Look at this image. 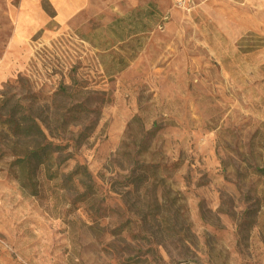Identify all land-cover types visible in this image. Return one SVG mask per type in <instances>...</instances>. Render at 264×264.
Returning <instances> with one entry per match:
<instances>
[{"label":"rangeland","instance_id":"1","mask_svg":"<svg viewBox=\"0 0 264 264\" xmlns=\"http://www.w3.org/2000/svg\"><path fill=\"white\" fill-rule=\"evenodd\" d=\"M0 264H264V0H0Z\"/></svg>","mask_w":264,"mask_h":264},{"label":"trees","instance_id":"2","mask_svg":"<svg viewBox=\"0 0 264 264\" xmlns=\"http://www.w3.org/2000/svg\"><path fill=\"white\" fill-rule=\"evenodd\" d=\"M125 66L121 67L123 70ZM120 71V70H119ZM30 122V123H29ZM18 138H35L39 140L36 148L28 152L22 158L16 159L17 164V181L23 186L24 181L28 178L27 174L32 173L34 176L41 175L48 181L58 180L59 169L55 165V156H58L63 151L59 145L48 143L42 134V131L32 119L27 116L21 115L20 123L5 122ZM56 166V167H55ZM78 176L87 178L88 175L84 168L76 167L70 176Z\"/></svg>","mask_w":264,"mask_h":264},{"label":"built area","instance_id":"3","mask_svg":"<svg viewBox=\"0 0 264 264\" xmlns=\"http://www.w3.org/2000/svg\"><path fill=\"white\" fill-rule=\"evenodd\" d=\"M173 4L179 9H188L192 0H172Z\"/></svg>","mask_w":264,"mask_h":264}]
</instances>
